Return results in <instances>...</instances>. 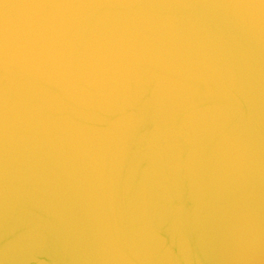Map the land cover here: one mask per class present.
<instances>
[{"label": "water", "instance_id": "obj_1", "mask_svg": "<svg viewBox=\"0 0 264 264\" xmlns=\"http://www.w3.org/2000/svg\"><path fill=\"white\" fill-rule=\"evenodd\" d=\"M0 264H264V0H0Z\"/></svg>", "mask_w": 264, "mask_h": 264}]
</instances>
